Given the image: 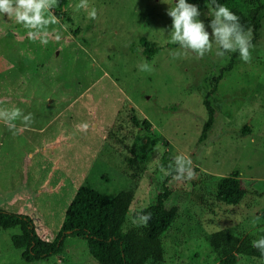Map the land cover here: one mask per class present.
I'll return each mask as SVG.
<instances>
[{
  "label": "rangeland",
  "instance_id": "374dc122",
  "mask_svg": "<svg viewBox=\"0 0 264 264\" xmlns=\"http://www.w3.org/2000/svg\"><path fill=\"white\" fill-rule=\"evenodd\" d=\"M65 1L53 10L58 23L47 45L0 15V106L34 117L27 128L17 121L15 134L0 122V209L30 217L37 234L52 241L79 187L109 199L130 191L123 231H140L132 220L163 189L164 154H183L193 160L195 178L168 183L165 207L176 206L178 217L162 237L163 264H219L210 234L244 237L264 229V20L251 62L239 53L217 58L215 49L202 59L192 53L173 59L169 52L178 46L170 43L167 9L178 0H88L94 20L76 8L80 0ZM207 11L199 17L206 26ZM141 39L160 50L144 56ZM233 54L234 67L210 97L214 126L199 142L211 78ZM145 62L154 71L142 72ZM246 125L251 134L241 137ZM233 170L246 190L235 206L215 197L217 180ZM18 233L0 229V264H98L81 238H68L61 256L27 263L11 243Z\"/></svg>",
  "mask_w": 264,
  "mask_h": 264
},
{
  "label": "trees",
  "instance_id": "16d2710c",
  "mask_svg": "<svg viewBox=\"0 0 264 264\" xmlns=\"http://www.w3.org/2000/svg\"><path fill=\"white\" fill-rule=\"evenodd\" d=\"M188 3L197 4L199 9H205L208 0H187ZM227 6L240 18L245 30L252 31V44L260 36L264 20V0H217ZM65 0H59L60 10L65 6ZM143 54L151 57L160 48L156 43L141 39ZM236 54L232 55L229 63L220 70L217 76L211 78V89L203 99L207 112V120L202 127L199 142L207 139L209 131L215 123V108L210 97L217 92V85L223 78L224 72L231 71L235 65ZM135 126H139L136 117L131 118ZM148 128V122H143ZM251 134L246 125L241 130V137ZM133 155L134 150H131ZM173 156L166 152L161 163V169H167ZM130 165L135 164L134 158H129ZM171 176H166L162 184V191L157 195L156 201L142 209L151 213V220L147 227L140 231L129 230L124 232L123 225L133 201V193L122 191L116 197L109 199L100 195L89 186L78 188L72 201L66 209L62 226L52 241L41 238L33 220L22 214H14L0 209V229L9 230L18 228L19 233L12 235V246L21 251V258L27 263H39L55 256H61L67 247L68 238H81L86 242L91 257L98 264H163L164 249L162 237L178 217V208L165 207L171 191L168 183ZM246 190L242 185L240 171L233 170L229 175L220 177L216 183L215 197L226 205H238ZM264 236V229L255 234L238 237L226 231H217L207 237L209 246L220 256L219 264H236V256H244L264 261V256L252 247L251 242Z\"/></svg>",
  "mask_w": 264,
  "mask_h": 264
},
{
  "label": "clouds",
  "instance_id": "9594fccd",
  "mask_svg": "<svg viewBox=\"0 0 264 264\" xmlns=\"http://www.w3.org/2000/svg\"><path fill=\"white\" fill-rule=\"evenodd\" d=\"M161 2L165 3L163 0ZM58 4L59 0H0V15H6L16 24L21 25L31 40L39 39L41 44L47 45L49 29L58 23L53 13ZM205 7L208 9L207 16L210 17L207 26L199 19L201 12L197 4L188 3L187 0H178L174 2V6L167 9V15L172 20L168 34L170 43L178 46L170 50L169 55L177 59L192 53L202 59L215 49L217 58L223 59L228 54L239 53L242 61L251 62V49L253 48L251 29L245 30L240 23V18L217 0H208ZM76 8L85 11L89 19L97 18L96 9L89 10L88 0H80ZM206 27L211 29V33L206 30ZM140 70L148 73L154 71L147 62L140 65ZM17 121L27 128L34 123V117L32 113L25 115L17 107L0 106V122L13 131V134L17 129ZM79 127L87 130L89 125L83 123ZM162 171L166 176H171L175 182L195 178L193 160L183 154L175 155L167 169L162 168ZM150 220L151 213L141 210L135 212L132 223L136 226L147 227ZM251 245L261 253V256H264V236L253 240Z\"/></svg>",
  "mask_w": 264,
  "mask_h": 264
}]
</instances>
